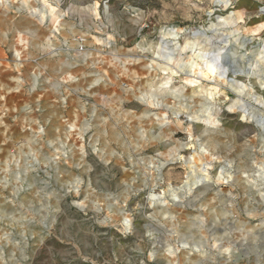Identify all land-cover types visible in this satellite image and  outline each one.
I'll list each match as a JSON object with an SVG mask.
<instances>
[{
	"label": "clouds",
	"instance_id": "1",
	"mask_svg": "<svg viewBox=\"0 0 264 264\" xmlns=\"http://www.w3.org/2000/svg\"><path fill=\"white\" fill-rule=\"evenodd\" d=\"M0 101V264L264 257V0H0Z\"/></svg>",
	"mask_w": 264,
	"mask_h": 264
},
{
	"label": "rangeland",
	"instance_id": "2",
	"mask_svg": "<svg viewBox=\"0 0 264 264\" xmlns=\"http://www.w3.org/2000/svg\"><path fill=\"white\" fill-rule=\"evenodd\" d=\"M54 7V6H53ZM52 11V10H50ZM52 14H55L54 11L52 12ZM54 16V15H53ZM8 59L11 61L12 59V54L11 53H7L6 54ZM6 75H12V76H16L19 75L18 73H15L12 71L11 68L8 69V73ZM9 87H16L15 83L10 80V79H6L4 81ZM19 95L18 93H11L8 97L5 98V100H10L12 96H16ZM0 103H4V101H0ZM9 107H11V104L8 105ZM23 121V116H21V122ZM5 122L6 123H10L12 124L13 121L8 120L7 117H5ZM12 131L14 133L17 134V138H20V132L21 129H18L16 127H13ZM30 134V133H29ZM225 192H227V189H224ZM242 260L245 261V264H264V257H261L258 253H256L254 250H250L249 252H246L242 255Z\"/></svg>",
	"mask_w": 264,
	"mask_h": 264
},
{
	"label": "bare ground",
	"instance_id": "3",
	"mask_svg": "<svg viewBox=\"0 0 264 264\" xmlns=\"http://www.w3.org/2000/svg\"><path fill=\"white\" fill-rule=\"evenodd\" d=\"M53 15H55V14H53Z\"/></svg>",
	"mask_w": 264,
	"mask_h": 264
}]
</instances>
